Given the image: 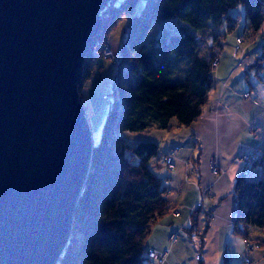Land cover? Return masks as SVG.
Masks as SVG:
<instances>
[{"label":"trees","instance_id":"obj_1","mask_svg":"<svg viewBox=\"0 0 264 264\" xmlns=\"http://www.w3.org/2000/svg\"><path fill=\"white\" fill-rule=\"evenodd\" d=\"M138 2L107 0L101 29L83 64L79 97L94 74L96 55L104 58L109 35L121 19L134 13ZM242 4L246 30L254 34L264 24V0H144L141 13L128 19L127 36L114 53L119 59L113 99L100 141L91 148L88 174L73 212L69 238L79 241L76 245L69 241L55 264H151L145 256L146 241L156 221L170 210L164 180L149 167L161 148L153 140L130 145L124 133L153 127L169 130L172 121L188 126L202 116L214 84L213 60L220 50L212 47L209 56L200 57L194 31L224 19L232 29L237 18L229 12ZM170 19L179 22L175 28L181 32L168 26L160 29L158 37L151 36L155 24ZM260 48L253 68L264 61V44ZM180 59L186 66L177 71ZM258 165L264 166V154L253 166ZM247 173L243 170L234 186L232 229L249 239L252 227L264 232V177L251 179Z\"/></svg>","mask_w":264,"mask_h":264},{"label":"water","instance_id":"obj_2","mask_svg":"<svg viewBox=\"0 0 264 264\" xmlns=\"http://www.w3.org/2000/svg\"><path fill=\"white\" fill-rule=\"evenodd\" d=\"M107 0H0V264H55L90 165L79 99Z\"/></svg>","mask_w":264,"mask_h":264},{"label":"crops","instance_id":"obj_3","mask_svg":"<svg viewBox=\"0 0 264 264\" xmlns=\"http://www.w3.org/2000/svg\"><path fill=\"white\" fill-rule=\"evenodd\" d=\"M261 27L258 32L264 37V24ZM239 38L233 35L227 47L224 43L222 53L217 55L219 63L213 69V88L200 118L183 127L172 121L169 130L153 127L137 136L138 141L153 140L161 148L154 162L156 174L167 187L170 204V210L156 221L145 244V256L151 258V264H155V260L150 250L166 249L171 235L177 231L178 239L172 244L164 264H225V261L245 264L244 237H239L232 229L236 213L234 186L244 170L240 155L250 148L260 147L264 152V74H261L264 61L253 68L264 38L256 39L251 45L246 44L245 38L238 44ZM123 41L124 38L118 52ZM107 46L111 48L110 44ZM97 65L98 61L94 62V74L99 71ZM112 81L106 85L92 81L96 87L93 91L101 101L107 96ZM85 88L79 97L81 105ZM246 93L250 95L245 97ZM174 147L179 151L171 170L165 157ZM212 162L224 173L214 175L210 168ZM247 176L264 177V166L253 167ZM204 190L207 192L203 196ZM200 200H203L202 206L197 207ZM189 227L192 229L188 230ZM249 230V239L261 245L249 255L250 262H264V232L253 227Z\"/></svg>","mask_w":264,"mask_h":264},{"label":"rangeland","instance_id":"obj_4","mask_svg":"<svg viewBox=\"0 0 264 264\" xmlns=\"http://www.w3.org/2000/svg\"><path fill=\"white\" fill-rule=\"evenodd\" d=\"M144 6V0H139L137 5L135 6L134 13L130 15L129 18L134 17L141 13V9ZM231 16H234L237 18V23L231 28H229V21L227 19H224V21L221 24H215L211 22L208 27L204 28V30L194 31V34L197 37L198 40V55L200 57H206L209 53V49L213 47L214 50H220L219 54L222 53V48L225 43V46L227 47L230 38L234 35L236 37L245 38V42L248 45H251L255 42L256 39H260V41L264 38L262 33H257L255 35L250 34L249 31L246 30L245 23H246V17H245V6L237 5L235 8H232V10L229 12ZM129 18H123L119 21L116 28L111 32V35H109L106 44H110L111 48L114 50V52H118L120 41L124 38H126L127 33V25H128V19ZM179 22L177 20L170 19L167 22H162L155 24L154 28L151 31V36L158 37L160 33V29L163 27H172L173 30L176 31V33L181 32L178 31L175 26ZM214 35L218 37V39H221V44H216L214 40ZM109 40V41H108ZM264 44V42L262 43ZM261 44V45H262ZM97 53V52H96ZM99 55H96L95 63L98 61L97 67L99 68V71H96L95 74L92 75L91 79H89L86 84L84 85L83 89L87 85L86 92H83V103L82 107L85 110V116L86 119L89 122V130H91V141L93 143H98L101 136V128L105 121V117L108 113V107L109 102L111 101L112 97V84L110 85V90L107 92L106 95H109L110 99L105 98L106 96H103V100L101 101L99 98H97V94H95L93 91L94 88H96L92 81H95V83L106 85L107 82L112 81L115 78V72L117 69V65L115 62L111 60L105 61L104 58L98 57ZM183 66H186V61L184 59H180L178 63L176 64L177 71H180ZM99 74H101V77H98ZM261 74H264L263 71ZM93 79V80H92ZM114 82V81H112ZM92 85V86H91ZM98 87H101L100 85H96ZM93 87V88H91ZM144 132L147 131H141V132H125V139L130 140V145H136L141 141H138L137 136L141 134H145ZM150 141V140H147ZM153 160L149 163V167L151 170H154L157 173V168L155 167V162ZM255 229H258L256 227H253ZM260 230V229H258ZM70 241V239H69ZM68 241V243H69ZM77 238H72L70 242H72L74 245L78 243ZM67 243V244H68ZM252 264H264V262L257 263L253 261Z\"/></svg>","mask_w":264,"mask_h":264},{"label":"built area","instance_id":"obj_5","mask_svg":"<svg viewBox=\"0 0 264 264\" xmlns=\"http://www.w3.org/2000/svg\"><path fill=\"white\" fill-rule=\"evenodd\" d=\"M263 13H264V6H263ZM238 44H241L243 42V38H239L238 40ZM242 52H244V50H242ZM103 55H104V59L105 60H111L115 63H117L118 61V56L114 54V52L110 49V48H105V50L103 51ZM218 59H214L213 60V64H212V69H215L218 66ZM112 87V86H111ZM113 90V87H112ZM250 93H246V96H249ZM105 98L110 99L109 95H107ZM179 151L178 147H174L173 149L170 150V152L166 155L165 159H166V164L168 169L173 170L175 163V156L177 154V152ZM264 152L259 148H250L247 151L243 152L240 156H241V160L243 162L244 165V170L249 172V170H251L254 166V164H257L259 161H261V158L263 157ZM210 168L212 169V172L214 175L217 174H223L224 170L221 167H218V165H216V163L212 162L210 164ZM207 190H204V192H202V195H206ZM202 202L203 200H200L197 207H201L202 206ZM176 216L179 215V212L176 211L175 212ZM179 236V233L177 231V233H173L170 237L169 240V244L170 246H168L166 249H153L150 250V255L152 256V258H154L155 260V264H164L166 262V260L168 259V254L171 251V246L174 242L177 241ZM244 241L246 243V256L244 259L245 264H251L250 262V257L249 255L253 252V250L255 249H260L261 245L259 243H255L253 240H250L248 238H244ZM199 259V257H198ZM188 264V263H187ZM190 264V263H189Z\"/></svg>","mask_w":264,"mask_h":264}]
</instances>
